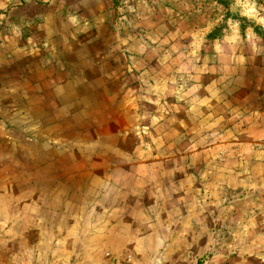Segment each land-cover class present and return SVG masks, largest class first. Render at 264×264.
<instances>
[{
    "label": "rangeland",
    "instance_id": "obj_1",
    "mask_svg": "<svg viewBox=\"0 0 264 264\" xmlns=\"http://www.w3.org/2000/svg\"><path fill=\"white\" fill-rule=\"evenodd\" d=\"M259 52L260 0H0V264H264Z\"/></svg>",
    "mask_w": 264,
    "mask_h": 264
},
{
    "label": "crops",
    "instance_id": "obj_2",
    "mask_svg": "<svg viewBox=\"0 0 264 264\" xmlns=\"http://www.w3.org/2000/svg\"><path fill=\"white\" fill-rule=\"evenodd\" d=\"M248 35L253 36V32L251 30H248ZM242 54H243V52H242ZM263 54L264 53L259 52L258 53V59H261V57H262L261 55H263ZM247 59L250 60L251 58L243 55L242 64L240 66V77L242 78L243 81L245 79H247V80L253 79L256 82H258V85L260 83L263 84L264 83V62H246ZM226 62H227V60H226ZM229 62H230V65L233 64V62H231V60L228 61L227 64H229ZM23 63L24 62H0V97H1V88H3V86L7 85L6 87L3 88V90H5V91H10V90L14 89L13 87L8 86V83H9V80H8L9 79V75H8L9 69L8 68H10L12 71L15 69L16 73H17L18 70H21L23 68L22 67ZM254 71H255V73H254ZM18 81H19V78H18ZM8 87L10 88V90ZM20 93H21V98H24V94L22 92H20ZM263 98H264V94H263ZM19 107H22L21 108L22 110ZM23 112H24V107L19 106V105L16 106V109H14V112H11V116H12L11 118L20 121V124L16 123V125L13 126V129H20V130L24 129V126H23V119L24 118L22 117ZM2 115H4V122H2L0 119V132L2 131L1 129L4 128V130H6V133H4V136L2 133H0V148H1V150H3L5 152V148L8 146V143L10 141V138H7V136L9 135V130H11L12 128L8 127L7 123L10 120L6 117L5 111L3 113L2 110H0V117H2ZM4 152H0V153H3L2 155H4Z\"/></svg>",
    "mask_w": 264,
    "mask_h": 264
},
{
    "label": "built area",
    "instance_id": "obj_3",
    "mask_svg": "<svg viewBox=\"0 0 264 264\" xmlns=\"http://www.w3.org/2000/svg\"><path fill=\"white\" fill-rule=\"evenodd\" d=\"M261 1V3H263L264 4V0H260Z\"/></svg>",
    "mask_w": 264,
    "mask_h": 264
}]
</instances>
